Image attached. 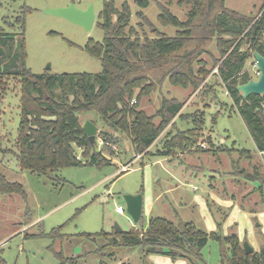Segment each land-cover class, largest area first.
<instances>
[{"label": "rangeland", "instance_id": "374dc122", "mask_svg": "<svg viewBox=\"0 0 264 264\" xmlns=\"http://www.w3.org/2000/svg\"><path fill=\"white\" fill-rule=\"evenodd\" d=\"M110 1L120 11L128 3L132 16L127 30L133 26L141 41L160 37L156 30L170 37L178 36L181 30L191 37L186 39L182 52L185 64L181 68L187 71L192 63L198 85L182 87L166 79L153 92L140 97L138 109L148 115L157 114L164 97L184 104L180 116L143 153H137L126 132L115 130L97 113H80L82 123L87 119L96 122L98 150L111 164L87 163L89 159L77 148V157L83 164L38 174L21 169L14 155L1 150L0 170L10 181L21 183L24 193H0V264H229L221 257V243L211 238L201 251L200 261L144 253L141 247L109 248V235L86 237L87 233L102 231L113 232L114 237L120 234L116 223L125 231L141 232L154 217L188 221L207 233L236 234L242 243L248 241L255 251H260L264 248V180H250L238 172L244 169L252 174L258 168L264 174V151L257 148L239 106L219 75L223 59L220 36H206V29L196 26L203 24L204 16L215 8L214 12L221 10L220 2H215L213 10H199L193 18L192 0H149L147 7L140 6L138 0H0V29L24 39L26 65L33 73L95 75L102 71L101 60L89 54L85 46L91 39L104 41L100 13ZM73 3L80 8L94 3L97 17L90 31L45 12ZM263 3L264 0H225V6L252 15L255 20L264 12ZM164 6L181 21L190 22L180 28L166 24L160 18L168 11ZM223 37L230 39L228 35ZM245 70L258 78L254 58L247 61ZM0 81V149L18 151L22 84L6 75ZM139 91L135 89L130 104ZM55 95L61 99L60 88ZM161 121L160 116L154 118L157 125ZM181 131L193 134L189 136L197 139L195 146L158 154L166 151V139ZM107 135L113 137L111 152L105 150ZM123 191L143 194L138 223L127 211ZM120 205L123 213L116 211Z\"/></svg>", "mask_w": 264, "mask_h": 264}, {"label": "trees", "instance_id": "16d2710c", "mask_svg": "<svg viewBox=\"0 0 264 264\" xmlns=\"http://www.w3.org/2000/svg\"><path fill=\"white\" fill-rule=\"evenodd\" d=\"M191 2L194 7L190 17L193 18L198 16L199 10H213L215 2H220L222 9L214 12L215 8L210 15L204 16L203 24L196 26L205 28L206 36H220L219 50L223 59L218 66L219 75L239 106L257 148L264 151V94L244 98L238 88L253 78L245 70L247 61L254 58L253 53L258 51L264 55V12L255 20L252 15L241 14L225 6V0ZM138 4L147 7L149 0H138ZM123 6L124 9L120 11L115 9L113 1L105 5L100 13L102 22L99 23L105 32V39L103 42L91 39L85 46L89 54L101 60L102 71L95 75L88 72L33 73L26 65L24 39H16L15 33L0 29V45L6 50L0 57V78L6 75L20 80L22 84L21 120L16 140L19 150L0 151L14 155L21 169L47 174L67 166L81 165L83 163L77 157V148L82 149L83 156L89 159L87 163L97 166L111 164L106 154L98 150V141L92 143L85 134L80 113H97L115 130L126 132L132 138L137 153L149 149L166 127L180 116L184 104L175 98L164 97L155 115L138 109V103L141 96L153 92L166 79L182 87L198 85L193 76L192 63H189L187 71L181 68L185 64L182 52L186 48V39L191 37L185 36L181 30L176 37L156 30L160 37H146L145 41H141L133 26L127 30L132 11L128 3L125 2ZM166 10L160 14L166 24L180 28L190 22L181 21L169 9ZM261 10H264V3ZM138 14L142 15V12ZM114 15H117V21ZM223 35L230 36V39H225ZM57 88L61 89V99L55 95ZM137 88L140 91L136 95V102L130 104ZM157 116L162 118L158 125L154 122ZM189 135L193 134L181 131L174 137H168L164 143L166 151H159L158 154H172L176 148L195 146L197 139ZM112 144L113 137L107 135L105 150L111 152ZM261 172L257 168L252 175L242 169L238 174L250 180L261 177L264 180ZM0 193L23 194L24 191L21 183L10 181L0 170ZM112 234L115 233L102 231L87 233L86 237L95 239L109 235L112 238V243L106 245L109 248L121 245L141 247L144 253H163L173 258L194 257L200 261H203L201 251L211 238L221 243V257L229 264H264V248L248 254L236 234L222 236L218 232L207 233L183 220L173 222L164 217H154L141 232L124 231L114 237Z\"/></svg>", "mask_w": 264, "mask_h": 264}, {"label": "water", "instance_id": "95a60500", "mask_svg": "<svg viewBox=\"0 0 264 264\" xmlns=\"http://www.w3.org/2000/svg\"><path fill=\"white\" fill-rule=\"evenodd\" d=\"M45 12L66 18L69 21L82 26L87 31L92 29L97 17L94 3L89 4L86 8H80L73 3L66 7L48 8ZM5 52V48L0 45V57L3 56ZM253 57L260 70V76L256 79L251 78L248 82L239 85L238 88L240 92H242L244 98H247L252 94H264V55L255 51ZM82 128L90 141L95 143L99 132L98 126L91 120L87 119L84 121ZM123 194L126 200L128 213L132 216L135 223H138L143 212V194H132L127 191H123ZM124 231L125 230L116 223V232L122 233ZM243 248L248 254L255 251L248 241L243 242Z\"/></svg>", "mask_w": 264, "mask_h": 264}, {"label": "built area", "instance_id": "2783aa9c", "mask_svg": "<svg viewBox=\"0 0 264 264\" xmlns=\"http://www.w3.org/2000/svg\"><path fill=\"white\" fill-rule=\"evenodd\" d=\"M255 73H256V76H260V70H259V68H258V66H257V64H256V62H255ZM134 102H136V100L134 101ZM116 211L118 212V213H123L124 212V208H123V206H118L117 207V209H116Z\"/></svg>", "mask_w": 264, "mask_h": 264}, {"label": "flooded vegetation", "instance_id": "af4514ba", "mask_svg": "<svg viewBox=\"0 0 264 264\" xmlns=\"http://www.w3.org/2000/svg\"><path fill=\"white\" fill-rule=\"evenodd\" d=\"M5 32V31H4Z\"/></svg>", "mask_w": 264, "mask_h": 264}]
</instances>
